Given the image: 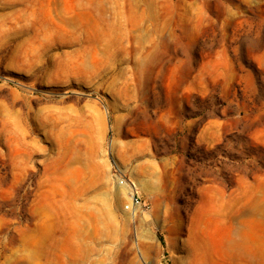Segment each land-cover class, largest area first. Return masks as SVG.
<instances>
[{"label":"rangeland","instance_id":"rangeland-1","mask_svg":"<svg viewBox=\"0 0 264 264\" xmlns=\"http://www.w3.org/2000/svg\"><path fill=\"white\" fill-rule=\"evenodd\" d=\"M258 156L264 0H0V264H264Z\"/></svg>","mask_w":264,"mask_h":264},{"label":"built area","instance_id":"built-area-1","mask_svg":"<svg viewBox=\"0 0 264 264\" xmlns=\"http://www.w3.org/2000/svg\"><path fill=\"white\" fill-rule=\"evenodd\" d=\"M118 181L120 182V183H123L124 182V179L123 178H119L118 177ZM135 187H132V191H137V189L135 188ZM132 201H131V203L132 204H135V203H138L139 202V195H137V193H135V192H133L132 194ZM129 207V206H128Z\"/></svg>","mask_w":264,"mask_h":264},{"label":"trees","instance_id":"trees-1","mask_svg":"<svg viewBox=\"0 0 264 264\" xmlns=\"http://www.w3.org/2000/svg\"><path fill=\"white\" fill-rule=\"evenodd\" d=\"M258 161L261 164V166L264 167V157L258 156Z\"/></svg>","mask_w":264,"mask_h":264}]
</instances>
